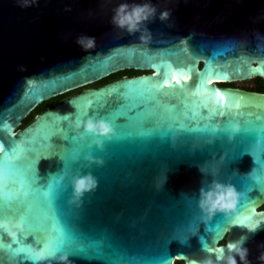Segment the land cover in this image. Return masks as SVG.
Instances as JSON below:
<instances>
[{"label":"water","instance_id":"water-1","mask_svg":"<svg viewBox=\"0 0 264 264\" xmlns=\"http://www.w3.org/2000/svg\"><path fill=\"white\" fill-rule=\"evenodd\" d=\"M145 3L156 11L141 31L128 33L113 24L119 5ZM163 11L169 13L165 21L159 19ZM145 27L151 38L142 42L139 36ZM81 36L95 37V46L83 49L77 43ZM126 70L143 73L95 85ZM173 73L190 77L178 93L169 87L154 99L145 94L140 100L125 87L130 81H156L165 75L171 84ZM201 76L207 77L202 88L211 92L196 90ZM254 78L264 80V0H35L27 6L21 0H0V128L8 125L0 139L5 144L13 139L32 141L31 155L42 157L52 149L40 138L55 128L56 150L83 143L104 154L82 152L76 167L67 170H59L54 156L37 166L41 184L57 174V183L67 186L58 200L60 221L74 244L110 246V258L68 256L71 264H143L162 256L170 257V264L215 261L217 253L202 250L200 237L211 234L204 231L209 220L201 221L196 207L199 190L213 179L202 176L197 165L213 158H223L215 178L230 182L240 193L227 219L247 223L264 218V184L255 185L244 176L253 166L244 149L255 141V134L243 126L230 132L245 121L264 125V93L220 86ZM53 82L61 86L41 95L40 90ZM66 94L22 126L40 104ZM137 103L129 115L148 109L155 114L154 123L169 133L111 142L112 134L101 139L74 126L87 120H78L83 111L114 113L122 105ZM61 130L77 141L66 142ZM93 171L103 172L100 183ZM85 174L96 183L77 200L71 181ZM50 211L42 198L34 207L41 218ZM222 217L225 213L217 212L211 219L224 224ZM242 235L247 236L243 247L249 264H264L258 259L264 252V223L254 233L229 225L214 246L225 247ZM4 238L13 240L6 234ZM236 260L241 264L238 256ZM0 264L31 262L13 258L5 249L0 250Z\"/></svg>","mask_w":264,"mask_h":264},{"label":"snow or ice","instance_id":"snow-or-ice-1","mask_svg":"<svg viewBox=\"0 0 264 264\" xmlns=\"http://www.w3.org/2000/svg\"><path fill=\"white\" fill-rule=\"evenodd\" d=\"M179 71H183V69L181 68ZM156 75L157 73L153 72V76ZM206 78V76L199 78L200 83L195 85L197 91H212L211 88H202V83ZM189 79L190 77L187 75L178 76L176 73H173L171 75V84L169 83L168 76L165 75L163 79L156 81H130L125 87L133 90L136 98L140 100L145 97V94H149L154 99L159 91L168 89L169 87H172L178 93L180 89L185 87L183 82ZM208 83L211 84L212 81L208 80ZM60 86L59 83L53 82L50 87L40 90V94L45 95L47 92L55 91ZM215 95L219 96L220 93H215ZM88 103H92V101ZM99 107L100 105L98 104L97 109ZM136 107H139L138 103L131 106L122 105L120 110L114 113L107 110L102 112L100 110L89 109L83 111L78 120L92 119L98 122H106L112 129V135L109 137L111 142H119L126 138H145L169 133L167 127L162 128L161 125L154 123L155 114L151 113L148 109L141 108L140 111L129 115L132 109ZM204 107L206 108L207 105L205 104ZM173 115H175V110L173 111ZM241 126L246 131L255 134L256 139L264 140V125L255 126L250 121H245L242 125L236 126L237 131H239ZM7 127V124H3L0 131L7 129ZM61 131L66 142L77 141V137L69 136L67 132ZM55 132L56 129L53 128L50 133L40 138L42 143L48 144L52 149L48 155L42 157H33L31 155L33 151L32 141L13 139L5 144L4 140L0 139V221L15 222L22 226V230L16 234L11 242L5 240L4 233L0 232V250H8L11 252L13 258L18 257L22 261H29L26 251L32 244L37 246L43 244L67 256L79 257L83 255L110 258V246L106 249L99 244L89 247L74 244V237L69 234L66 226L60 221L61 205L58 203V200L61 194L66 191L67 186L61 187L57 183V174H50L48 180L44 184H41L42 178L39 176L37 167L42 159L54 156L58 158L59 170H67L68 168L76 167L77 157L82 152L85 155H92L94 157L104 154L91 151L90 146L83 143L76 144L75 146L66 144L62 151L56 150L57 138ZM11 135H15V133ZM88 139L92 141L95 138L89 137ZM257 166L264 171V159H261ZM93 174L99 178L100 183L103 172L93 171ZM247 187L251 186L248 185ZM261 187L264 188V185H261ZM41 198L51 210L43 218L38 217L34 212V207ZM222 219H225L226 223L221 224L218 219L209 220L204 231L210 233L211 236L210 238L200 237L202 250L208 253L216 252L217 247L214 246V241L228 230L229 225L240 226L247 230L243 223L244 220L231 223L227 218L222 217ZM13 245L19 246L13 247ZM143 264H170V257L164 258L162 256L156 260L144 261ZM190 264H196V261L193 260Z\"/></svg>","mask_w":264,"mask_h":264},{"label":"clouds","instance_id":"clouds-1","mask_svg":"<svg viewBox=\"0 0 264 264\" xmlns=\"http://www.w3.org/2000/svg\"><path fill=\"white\" fill-rule=\"evenodd\" d=\"M22 4L27 6L30 2L34 3L35 0H21ZM155 8L149 3L135 5L129 7L126 4L119 5L114 12L112 22L117 28L126 30L128 33H134L141 31V25L148 21L155 14ZM169 16L168 11H163L159 14L161 21L167 20ZM150 33L145 27L142 30V34L139 36V40L147 42L150 39ZM77 43L85 50L93 48L95 46V37L81 36L77 38ZM75 128L95 135L101 139L108 138L112 134L111 127L106 122H98L92 119L86 121L75 122ZM231 133H236L237 128L233 127L230 129ZM100 143V140H97ZM244 153L247 154L252 162L253 166L250 170L244 174L246 179L255 184H264V171H262L257 165L264 159V140L255 139L247 148L244 149ZM223 163V158L219 160L213 158L197 165L198 172L201 175H208L213 179L207 184L206 187H201L197 198L196 207L200 213L199 219L201 221H207L217 212L225 213L226 218L228 217V210L234 208L238 201L240 193L236 191L235 187L230 182H221L215 177L220 172V167ZM166 179V177H165ZM163 181L161 180V183ZM95 179L91 175H79L71 181V189L75 199L79 200L82 195L95 186ZM231 223H237L238 219L231 218ZM248 232L254 233L260 228L261 223H264V218L260 220H254L252 222H243ZM22 230V226L19 223L0 221V232H3L10 238H14L18 232ZM178 243H183L179 237L175 238ZM247 239L246 235H242L235 241H230L225 247H218L215 255V261L211 258L204 261H198L196 264H220L224 261L225 264H237L236 256L239 257L241 264H249L247 260L248 250L243 247L244 241ZM225 250L227 255L225 256ZM235 253V255H233ZM26 255L29 258L31 264H52L53 261H62L63 264H71L66 254H59L58 252L41 244L37 246H29L26 251ZM258 259L264 262V252L260 254Z\"/></svg>","mask_w":264,"mask_h":264},{"label":"trees","instance_id":"trees-1","mask_svg":"<svg viewBox=\"0 0 264 264\" xmlns=\"http://www.w3.org/2000/svg\"><path fill=\"white\" fill-rule=\"evenodd\" d=\"M142 73L143 72L136 71V70L121 71L119 73H116V74H113V75L109 76L108 78L104 79L103 81H101L99 83H102V82H105V81H109L111 79L118 78V77H121V76H124V75H126V76H134V75H138V74H142ZM253 80H255L256 82L254 83V85L252 87H245V86H242V87H244L246 89H250L251 91L264 93V80L260 79V78H254ZM60 97H62V96H60ZM60 97L54 98L53 100L46 101V102H43L42 104H40L33 112H31L24 119V121L22 122V126L26 125L28 122H30L36 114H38L40 111H42L44 108L49 106L51 103H53L54 101H56ZM179 263H181V262H179Z\"/></svg>","mask_w":264,"mask_h":264},{"label":"rangeland","instance_id":"rangeland-1","mask_svg":"<svg viewBox=\"0 0 264 264\" xmlns=\"http://www.w3.org/2000/svg\"><path fill=\"white\" fill-rule=\"evenodd\" d=\"M255 82H256L255 80L251 79V80H248V81L235 82V83H232L231 85L236 86V87H239V86L252 87ZM176 264H181V263L177 262Z\"/></svg>","mask_w":264,"mask_h":264},{"label":"flooded vegetation","instance_id":"flooded-vegetation-1","mask_svg":"<svg viewBox=\"0 0 264 264\" xmlns=\"http://www.w3.org/2000/svg\"><path fill=\"white\" fill-rule=\"evenodd\" d=\"M99 84H101V83H98V84H95V85H99ZM220 86H226V87H236V86H233V85H231V84H221ZM238 88H242V89H244V90H248V91H251L250 89H246V88H244V87H242V86H239ZM69 94H71V93H69ZM69 94H66V95H64V96H62V97H60L59 99H57L56 101H58V100H60V99H62V98H64V97H66V96H68ZM56 101H54V102H56ZM53 102V103H54ZM52 104V103H51ZM50 104V105H51Z\"/></svg>","mask_w":264,"mask_h":264}]
</instances>
